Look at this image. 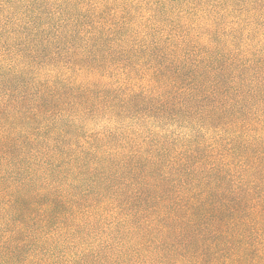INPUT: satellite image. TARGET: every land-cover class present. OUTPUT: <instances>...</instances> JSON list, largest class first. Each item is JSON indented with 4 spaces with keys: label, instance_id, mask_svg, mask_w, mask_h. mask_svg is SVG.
Segmentation results:
<instances>
[{
    "label": "trees",
    "instance_id": "16d2710c",
    "mask_svg": "<svg viewBox=\"0 0 264 264\" xmlns=\"http://www.w3.org/2000/svg\"><path fill=\"white\" fill-rule=\"evenodd\" d=\"M0 264H264V0H0Z\"/></svg>",
    "mask_w": 264,
    "mask_h": 264
}]
</instances>
